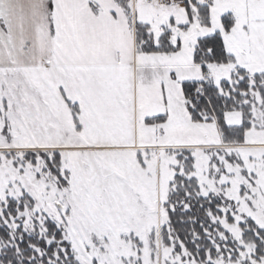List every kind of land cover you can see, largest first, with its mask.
I'll return each mask as SVG.
<instances>
[{"label":"snow or ice","instance_id":"6c2138e0","mask_svg":"<svg viewBox=\"0 0 264 264\" xmlns=\"http://www.w3.org/2000/svg\"><path fill=\"white\" fill-rule=\"evenodd\" d=\"M0 264H264V0H0Z\"/></svg>","mask_w":264,"mask_h":264}]
</instances>
